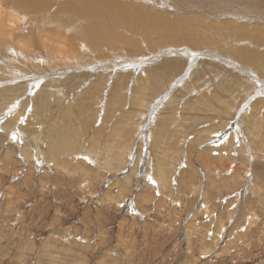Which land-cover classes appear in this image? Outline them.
<instances>
[{
	"label": "rangeland",
	"instance_id": "obj_1",
	"mask_svg": "<svg viewBox=\"0 0 264 264\" xmlns=\"http://www.w3.org/2000/svg\"><path fill=\"white\" fill-rule=\"evenodd\" d=\"M10 1L0 0V264H264V68L250 65L264 60V20L243 8L250 0L149 2L163 15L147 18L153 33L143 26L128 45L130 33L112 30L118 42L92 44L97 60L75 58L58 27L29 28L72 21L56 0ZM116 3L132 5L98 4L110 15ZM239 24L249 35L229 34ZM244 47L251 63L236 57Z\"/></svg>",
	"mask_w": 264,
	"mask_h": 264
},
{
	"label": "bare ground",
	"instance_id": "obj_2",
	"mask_svg": "<svg viewBox=\"0 0 264 264\" xmlns=\"http://www.w3.org/2000/svg\"><path fill=\"white\" fill-rule=\"evenodd\" d=\"M8 1V0H7ZM13 1V0H12ZM10 1V2H12ZM35 3H36V6H39V8L42 10L43 9V6L45 4H52V2L54 0H51V1H48V0H33ZM59 1V2H58ZM113 0H56L55 1V5H53L54 9H62L63 13L65 14V16L67 18H69L70 20H72L71 22L68 21L67 24L65 25H59V23H61L59 21V23H54L55 26L53 24H51L50 22L48 21H43V20H38L36 19V21L34 22V25L29 27L30 29H33L34 28V31L35 33H37L38 31L40 30H43V29H46L48 27L52 28V29H55V27H58L59 31H58V34L61 35V40L58 41L60 44H63L67 47H69V49L71 50V53L74 52V55H77L75 58L78 57V55H82L84 58H88V57H92L91 59H100V57L102 56V54L100 53L99 55H97V53H94L93 52V49H92V44L94 42H100L102 43L103 45L105 44L104 41H116L118 42L119 39L117 38V35L115 36L114 34H112V30L115 32V33H118L122 30H126L128 33H130L129 36H125V37H128V40L125 41L128 45L132 42H138L136 40L133 39V36L132 35H140V36H144L146 37L148 33L144 32L142 29L143 26H147L148 27V32L149 33H153V29L150 28L148 22H147V18L150 17V16H156L157 18L161 19L163 17V15H161L160 13L159 14H154V13H151V12H148L144 9L145 6L148 5L149 2H151V4L155 5V4H160V2H162L163 5H165V0H137L139 1L138 3H135L133 1L135 0H128L132 5L131 6H127L125 4H121V3H116L115 5L117 6V9L115 11H113V14H110V15H106L105 11H106V8H101V6L98 4V3H108V2H112ZM120 1V0H119ZM199 2L198 5L196 6H192L193 9H188V10H191V11H196L197 7H199V3L203 0H198ZM211 3H213L214 5H216L217 7H222L225 5L226 1L227 0H207ZM75 2H78L76 6H74L72 9L70 7L69 4H72V3H75ZM6 3V1H5ZM81 3H93L91 6L89 5L87 8L91 7V13H88L86 10V8H84L85 10L83 12H81V8L80 6ZM250 3V7L251 8H248L247 6L245 5H242L243 8L247 9L251 15H252V18H259V19H262L264 20V16L261 14V13H258V10H256L255 8H253L254 10H250L252 9V6L256 5V3L252 0L249 1ZM7 4V3H6ZM263 4H264V0H263ZM3 5V4H2ZM105 5V4H104ZM102 5V6H104ZM184 5L187 6V3H185ZM6 6V5H5ZM14 7L13 6H7V10L9 12L16 10V8H14V10H12ZM47 7V6H46ZM86 7V6H85ZM259 7V6H258ZM6 8V7H5ZM4 8V9H5ZM51 8V5L46 8V10H48L50 12V10H52ZM80 8V10H79ZM128 9L127 10V14L124 13V9ZM35 9V8H34ZM38 9V8H37ZM36 9V10H37ZM83 9V8H82ZM90 9V8H89ZM178 9H182V10H185L187 11V9L183 6H180ZM6 10V9H5ZM6 12V11H4ZM40 12V11H39ZM58 13V10L56 11ZM252 12L254 13V15L252 14ZM2 14V12H0ZM45 13V12H44ZM62 13V12H61ZM77 13L78 16H77ZM98 13V15H94ZM7 14H10V13H7ZM6 14V15H7ZM55 14V13H54ZM259 14V15H258ZM13 15V14H12ZM224 15H227V11L226 10H222L220 11L219 9H217V12L215 14V17L216 18H220V19H223L224 18ZM55 17V16H54ZM2 18V17H1ZM4 18V17H3ZM102 18H105V19H102ZM144 18H145V21H144ZM66 19V18H65ZM110 19V20H109ZM224 19H228V17L224 18ZM242 20H251V18H248L246 16H243L242 17ZM12 21L11 23L13 24V20H9V22ZM52 21V20H51ZM2 22V21H1ZM5 22V21H4ZM25 22V21H24ZM56 22V21H55ZM174 22V21H173ZM11 23L9 24H6L9 28V30H12L13 29V26L11 25ZM33 23V22H32ZM180 23V22H179ZM183 23V22H182ZM15 25V24H14ZM24 25V24H22ZM31 25V24H30ZM5 26V25H4ZM21 27V26H20ZM211 26L208 27V29H210ZM238 27V25H237ZM237 27H233L232 30L234 31H230L229 34L232 35L233 33L235 35L237 34H243L245 36L249 35V31H248V28L245 24H239V27L241 28L240 32H236L235 29ZM23 28V27H22ZM144 28V27H143ZM146 28V27H145ZM24 29V28H23ZM147 29V28H146ZM26 30V29H25ZM67 31L71 34L72 36V39L70 38H63L62 35H63V32L61 31ZM183 30V29H182ZM26 31H30V30H26ZM24 32V31H23ZM10 33V32H9ZM32 33L34 34V32L32 31ZM40 33V32H39ZM76 34V37L73 36V34ZM25 34V33H24ZM31 34V33H30ZM247 34V35H246ZM26 35V34H25ZM111 36V37H110ZM113 36V37H112ZM30 37V35H29ZM155 38H157V46L158 47H162L165 42L167 41V37L165 36V32H162L159 36H154ZM172 38H170L168 40V42H170V44H176L177 41H178V37H173L171 36ZM121 40L123 39V37H120ZM205 37H203V40H204ZM264 38V37H263ZM18 39V38H17ZM205 39H208L207 37ZM20 40V39H19ZM26 40V39H25ZM32 40V39H31ZM30 40V41H31ZM66 40V41H65ZM215 40L216 38H212V39H209L210 42L215 43ZM33 41V40H32ZM54 41V40H53ZM132 41V42H131ZM208 41L209 45H210V42ZM217 41V40H216ZM243 41V45H247L249 42H248V39H242ZM255 42V40H253ZM258 41V40H257ZM256 41V42H257ZM19 42V41H18ZM56 42V41H55ZM179 42V41H178ZM192 44L194 46H199V47H204V44L202 45H199L198 42L196 41L193 42L191 41ZM259 42V41H258ZM261 42V41H260ZM33 43V42H32ZM205 43V42H204ZM221 43V42H220ZM21 44V42H20ZM220 45V44H219ZM222 45V44H221ZM220 45V46H221ZM4 46V45H3ZM41 46V45H39ZM208 46V44H207ZM213 46V44H212ZM219 46V47H220ZM43 47V46H41ZM66 47V48H67ZM218 47V48H219ZM222 47V46H221ZM226 47V46H225ZM32 48V47H31ZM34 51H36V47L33 46ZM38 48V46H37ZM227 48V47H226ZM225 48V49H226ZM1 49V48H0ZM39 49V48H38ZM224 49V50H225ZM2 50V49H1ZM4 50V49H3ZM2 50V51H3ZM20 50V49H19ZM41 50V49H39ZM43 50V49H42ZM54 50V49H53ZM223 50V49H222ZM228 50V49H227ZM238 49H236L235 51H237ZM203 51V50H202ZM21 52V51H20ZM19 52V53H20ZM41 52V51H40ZM48 52V51H47ZM52 52V51H51ZM65 52V51H64ZM112 53V50H109V51H106L104 53V55H108V53ZM95 54V56H94ZM23 55V54H22ZM100 56V57H97V56ZM254 52L252 50H250L249 48H240L236 54V57L238 59H242L244 60L245 62L247 63H251V60L252 58L254 57ZM71 55L69 54H66L65 57L66 58H69ZM44 58V57H43ZM89 58V59H90ZM90 59V60H91ZM86 60V59H84ZM92 61V60H91ZM201 65H203L201 63ZM250 65H254L256 67H258L259 69H261L262 67L264 68V60H260V61H257V62H253L251 63ZM176 65L175 64H172V67L174 68ZM255 67V68H256ZM179 68V67H178ZM257 68V69H258ZM139 72H143L145 73L146 75H148V71L151 72V73H160L161 76L163 79H168L167 78V74H169L168 72L169 69H164V70H161L160 72H157L155 71L154 69H151V70H146L145 68L144 69H141L138 70ZM171 74V73H170ZM169 74V75H170ZM138 77V76H137ZM160 77H156L154 78L152 81L151 84H154L156 83ZM170 78V77H169ZM124 79V78H122ZM201 78H199L198 76L195 77L193 79V82L194 83H199L201 82ZM150 83V82H149ZM244 89H242L241 91H243ZM208 105V104H207ZM210 105V104H209ZM129 120V119H128ZM8 124V123H7ZM4 126V125H3ZM121 127V126H120ZM4 128V127H3ZM8 128V127H7ZM254 143V142H253ZM260 144V143H259ZM93 145V144H92ZM90 148H92V146H90ZM110 165V164H109ZM103 196V195H102ZM100 196V197H102ZM232 219V218H231ZM222 221V220H221ZM215 222V221H214ZM223 224V223H222ZM218 228V225L215 226V228ZM214 228V229H215ZM219 230V229H218ZM216 234V232H214ZM214 235V234H213ZM215 245V244H214ZM205 246L207 247L206 249L209 250V252L207 253H212V243L211 242H207L205 241ZM68 252V251H67ZM71 253V252H70ZM76 259V258H74ZM73 259V260H74ZM76 261V260H75ZM78 261V260H77ZM73 262V261H72ZM117 263V262H116Z\"/></svg>",
	"mask_w": 264,
	"mask_h": 264
},
{
	"label": "crops",
	"instance_id": "obj_3",
	"mask_svg": "<svg viewBox=\"0 0 264 264\" xmlns=\"http://www.w3.org/2000/svg\"><path fill=\"white\" fill-rule=\"evenodd\" d=\"M36 242L38 243V242H39V239H38V240H36Z\"/></svg>",
	"mask_w": 264,
	"mask_h": 264
},
{
	"label": "snow or ice",
	"instance_id": "obj_4",
	"mask_svg": "<svg viewBox=\"0 0 264 264\" xmlns=\"http://www.w3.org/2000/svg\"><path fill=\"white\" fill-rule=\"evenodd\" d=\"M15 138V137H14Z\"/></svg>",
	"mask_w": 264,
	"mask_h": 264
}]
</instances>
